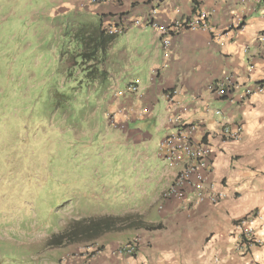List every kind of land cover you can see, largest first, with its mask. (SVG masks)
Returning a JSON list of instances; mask_svg holds the SVG:
<instances>
[{
  "label": "crops",
  "instance_id": "0c3cea01",
  "mask_svg": "<svg viewBox=\"0 0 264 264\" xmlns=\"http://www.w3.org/2000/svg\"><path fill=\"white\" fill-rule=\"evenodd\" d=\"M152 10L158 11L154 21L163 26L205 11L211 31L221 34V40L213 38V32L186 31L164 49L145 23ZM45 13L68 18L80 39L90 36L98 47L88 62L96 86L105 89L103 117L112 128L114 147H125L132 161L145 167L148 195L142 221L159 227L142 231L134 257L117 262L102 256L90 264H264V225L256 230L260 246L246 253L236 250L233 229L250 213L264 218V92L235 104L203 93L225 76L241 85L240 92L245 86L264 84V18L256 0H53ZM241 13L244 27L232 38L224 35ZM135 21L143 26L136 27ZM117 24L125 27L121 35H105L106 26ZM134 82L139 102L128 95L115 97ZM170 90L178 91L176 99L187 108L184 122L213 131L221 123L242 124L240 142L220 145L213 140L208 184L223 194L215 205L183 208L159 199L178 171L160 155V142L171 132L166 123L171 105L164 98ZM142 108L147 114H141ZM153 163L158 166L152 170Z\"/></svg>",
  "mask_w": 264,
  "mask_h": 264
},
{
  "label": "rangeland",
  "instance_id": "374dc122",
  "mask_svg": "<svg viewBox=\"0 0 264 264\" xmlns=\"http://www.w3.org/2000/svg\"><path fill=\"white\" fill-rule=\"evenodd\" d=\"M52 1L0 0V264L125 261L119 248H139L152 225L142 221L148 175L114 147L88 62L98 47L68 18L44 15ZM105 217L117 221L102 233L76 225Z\"/></svg>",
  "mask_w": 264,
  "mask_h": 264
},
{
  "label": "built area",
  "instance_id": "2783aa9c",
  "mask_svg": "<svg viewBox=\"0 0 264 264\" xmlns=\"http://www.w3.org/2000/svg\"><path fill=\"white\" fill-rule=\"evenodd\" d=\"M89 1L98 2V0ZM256 4L260 10V16L264 18V0H256ZM157 12V10H152L145 23L155 30L164 49L170 46L174 36L183 32L197 30L213 32L208 24V14L205 11L198 10L190 19L176 20L164 26L154 21ZM244 18L245 14H237L224 35H229L231 38L235 36L244 27ZM134 25L140 27L143 26V23L135 21ZM124 28L121 24L110 25L105 27L104 33L107 36L115 37L121 35ZM212 34H214L213 38L221 40V34L214 32ZM240 89L241 85L235 79L225 76L208 85L203 93L235 104L264 92V84L257 82L251 86L243 87L241 92ZM178 94L177 90H170L164 94L165 100L171 105L170 115L166 119L171 132L167 133L160 142V155L168 165L178 167V171L171 182L161 191L159 199L162 203L174 201L183 208H191L203 203L215 205L222 199L223 194L216 191L213 185L208 184V177L212 170L213 140L217 138L220 145L240 142L243 134L242 124L221 123L218 129L213 131L195 122H184L183 115L187 108L183 102L176 99ZM114 95L115 97L128 95L138 99V102L141 97L136 83H131L126 91L117 92ZM147 112L146 108L141 109V114L145 115ZM214 115L219 116L220 111H215ZM196 133H200L199 139L195 137ZM263 225L264 218L258 213H250L237 220L233 227L236 233V250L246 253L250 249L260 246L261 241L256 237V230ZM138 245L137 240L131 241L119 248V254L134 257Z\"/></svg>",
  "mask_w": 264,
  "mask_h": 264
},
{
  "label": "trees",
  "instance_id": "16d2710c",
  "mask_svg": "<svg viewBox=\"0 0 264 264\" xmlns=\"http://www.w3.org/2000/svg\"><path fill=\"white\" fill-rule=\"evenodd\" d=\"M114 221H117V219L112 218V217H105V218H98V219L82 220L81 222H77L76 225L86 224L87 225V227H85L87 228L86 230H90V231L97 230L98 233H102L103 231L108 230L109 226H111L110 224ZM149 228L153 230V229H158L159 227L154 226V227H149ZM73 229L71 228L69 230L64 231L62 234V237L67 236V235L69 236Z\"/></svg>",
  "mask_w": 264,
  "mask_h": 264
}]
</instances>
